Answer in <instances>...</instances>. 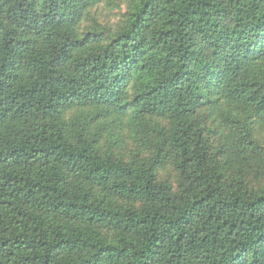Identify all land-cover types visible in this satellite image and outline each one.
<instances>
[{
  "label": "trees",
  "instance_id": "trees-1",
  "mask_svg": "<svg viewBox=\"0 0 264 264\" xmlns=\"http://www.w3.org/2000/svg\"><path fill=\"white\" fill-rule=\"evenodd\" d=\"M0 264H264V0H0Z\"/></svg>",
  "mask_w": 264,
  "mask_h": 264
},
{
  "label": "rangeland",
  "instance_id": "rangeland-1",
  "mask_svg": "<svg viewBox=\"0 0 264 264\" xmlns=\"http://www.w3.org/2000/svg\"><path fill=\"white\" fill-rule=\"evenodd\" d=\"M124 11H125L124 6L122 7V9H118V8L113 9L112 12L109 14L110 17L109 22L111 24H117ZM174 174H175L174 171H172L171 169L167 171V175L173 178H174Z\"/></svg>",
  "mask_w": 264,
  "mask_h": 264
}]
</instances>
